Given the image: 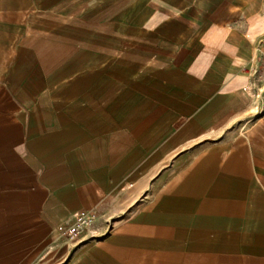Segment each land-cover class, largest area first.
<instances>
[{
	"label": "crops",
	"instance_id": "0c3cea01",
	"mask_svg": "<svg viewBox=\"0 0 264 264\" xmlns=\"http://www.w3.org/2000/svg\"><path fill=\"white\" fill-rule=\"evenodd\" d=\"M263 55L264 0H0V264H264Z\"/></svg>",
	"mask_w": 264,
	"mask_h": 264
},
{
	"label": "built area",
	"instance_id": "2783aa9c",
	"mask_svg": "<svg viewBox=\"0 0 264 264\" xmlns=\"http://www.w3.org/2000/svg\"><path fill=\"white\" fill-rule=\"evenodd\" d=\"M264 59V55H263ZM264 120V115L259 117ZM96 212L94 209H81L75 213V221L63 232V236L69 240H77L84 234L94 223Z\"/></svg>",
	"mask_w": 264,
	"mask_h": 264
},
{
	"label": "rangeland",
	"instance_id": "374dc122",
	"mask_svg": "<svg viewBox=\"0 0 264 264\" xmlns=\"http://www.w3.org/2000/svg\"><path fill=\"white\" fill-rule=\"evenodd\" d=\"M62 237L64 238V236L62 235ZM69 240V239H68ZM74 241V240H73Z\"/></svg>",
	"mask_w": 264,
	"mask_h": 264
}]
</instances>
